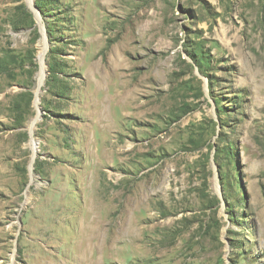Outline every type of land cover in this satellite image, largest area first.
Wrapping results in <instances>:
<instances>
[{"label": "rangeland", "instance_id": "1", "mask_svg": "<svg viewBox=\"0 0 264 264\" xmlns=\"http://www.w3.org/2000/svg\"><path fill=\"white\" fill-rule=\"evenodd\" d=\"M35 1L0 0V264H264V0Z\"/></svg>", "mask_w": 264, "mask_h": 264}, {"label": "trees", "instance_id": "2", "mask_svg": "<svg viewBox=\"0 0 264 264\" xmlns=\"http://www.w3.org/2000/svg\"><path fill=\"white\" fill-rule=\"evenodd\" d=\"M35 5L37 6V8L40 10L41 13L45 14L46 4L44 3V0H36ZM190 56H192L194 62H196L199 66H202V62L204 61V58H205L204 54L201 55V54L197 53L196 50H193L190 53Z\"/></svg>", "mask_w": 264, "mask_h": 264}, {"label": "bare ground", "instance_id": "3", "mask_svg": "<svg viewBox=\"0 0 264 264\" xmlns=\"http://www.w3.org/2000/svg\"><path fill=\"white\" fill-rule=\"evenodd\" d=\"M42 49L45 51L44 47ZM43 50H42V52H43ZM43 54H44V52H43ZM37 79H38V83H37V87L35 88V93H36V97H37L36 100L39 98L41 87H42L43 82H44V69L43 68H41V71L38 73Z\"/></svg>", "mask_w": 264, "mask_h": 264}]
</instances>
